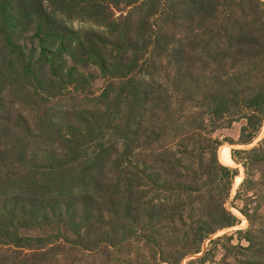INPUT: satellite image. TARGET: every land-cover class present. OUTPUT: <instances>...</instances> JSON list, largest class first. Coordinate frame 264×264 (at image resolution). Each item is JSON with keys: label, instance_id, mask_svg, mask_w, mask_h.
<instances>
[{"label": "trees", "instance_id": "trees-1", "mask_svg": "<svg viewBox=\"0 0 264 264\" xmlns=\"http://www.w3.org/2000/svg\"><path fill=\"white\" fill-rule=\"evenodd\" d=\"M16 2L18 7L2 0L0 9L1 94L16 96L15 87L26 84L49 102L63 86H84L74 69L55 60L61 59L70 41V56L76 64H80L78 57L92 55V63L110 80L95 101L104 109L92 112L90 142L70 122L71 138L65 139L53 108L42 129L20 111L14 116L6 106L1 108L0 246L31 247L33 238L22 232L52 221L77 226L72 233L92 247H115L114 227L118 235L128 230L134 237L135 230L121 223L123 219L147 232L161 221H174L169 214L180 210L183 203L173 196L162 197L161 192L183 188L169 179L181 166V159L169 147L157 149L159 145L154 143L167 134L163 131L168 120L186 105L195 110L188 117L193 136L199 132L207 138L210 146L206 151L219 166L220 181L229 191L238 171L219 163L217 150L223 144L212 135L223 123L246 120L241 139L247 144L264 124V0L52 1L53 8L66 18L90 19L106 29L103 34L94 32L92 38H80V32L53 20L40 0ZM33 16L41 19L35 35L40 50L27 53L15 39L16 28L22 18L34 22L37 18ZM163 62L175 69V83H181L176 96L166 91L158 77ZM67 115L76 118V113ZM39 139L43 142L37 143ZM178 147L182 154L196 158L195 149ZM141 148L154 151L157 164L148 166L143 161L144 169L139 172ZM261 149L249 153L252 164L259 163ZM185 169L198 176L193 168ZM204 173L209 176V171ZM145 174L157 195L150 197L153 191L143 185ZM219 209L223 210L222 204ZM209 219L213 225L217 218L210 215L195 221L199 242L215 231ZM180 221L184 222L183 215ZM82 224L92 229L93 241L83 239ZM231 225L229 219L217 226ZM246 240L253 245L251 239ZM37 242L41 245L44 238ZM71 243L76 245V241ZM32 259L33 263L22 260L15 264L41 262L37 256Z\"/></svg>", "mask_w": 264, "mask_h": 264}, {"label": "rangeland", "instance_id": "rangeland-1", "mask_svg": "<svg viewBox=\"0 0 264 264\" xmlns=\"http://www.w3.org/2000/svg\"><path fill=\"white\" fill-rule=\"evenodd\" d=\"M25 1L31 2L32 0ZM41 1L45 11L50 14L53 20L80 32L78 35L80 38L87 36L92 38L94 32L101 34L106 32L105 28L93 25L90 19L82 22L66 18L65 15L53 8V0ZM10 3L12 6L18 7L16 0H10ZM1 8L2 0H0ZM25 13L27 12L25 11ZM117 17L120 16L117 15ZM33 18L37 17L33 16ZM40 23V18L34 19V22L22 18L21 26L16 28L18 34L15 39L25 49H28L25 50L27 53L33 50L38 53L40 50V40L35 37ZM66 43L68 50L63 52L61 59L56 57L55 60L58 63H63L62 66L67 65V68L74 69L75 75L85 85L78 88L77 84L70 85V87L63 86L59 94L55 92V96L49 102L44 101L43 94L38 95L36 92H32L28 85H18L14 89L16 96L12 92L4 95L1 94L2 92L0 93V111L4 106L14 116H16V111H20L31 123L38 124L36 128L42 129L46 128L47 116L49 113L52 114L49 108H53V115L59 117L56 121L61 126V133L65 139L71 138L67 128L70 122L90 142L92 140V134H90L92 132V112L104 109L99 108L100 106L95 101L108 88L110 78L105 79L100 68L92 63V55L78 57L80 64H76L74 58L70 56L73 52L70 50L72 42ZM106 48L111 50L110 46ZM79 51L80 48L75 50L74 54ZM108 53L106 51V54ZM86 59L90 63L86 62ZM175 75V69L163 62L161 74L158 77L172 97L180 92L181 83H175ZM169 77L170 81H167ZM191 111L195 110H191L189 105H186L183 111L173 114V119L168 120V126L163 131L167 134L154 143L155 146L159 145L157 149L162 146L169 147L172 149V153L174 152L173 155L181 159V166L169 179L174 181V184L179 183L183 188H177L178 190L174 193L161 192L162 197L173 196L174 201L181 200L183 203L180 210H172V213L169 214V216L174 215V221H161L151 226L147 232L123 219L121 223L128 225L130 227H127L128 229L135 230L134 237L128 230L122 234L119 232L118 235L119 230L114 227L115 247H92V243L87 244L86 241L81 243L78 236L72 233L77 226L73 228L74 225H70L68 222L43 223L39 228L22 232L23 236L33 238L30 242L31 247L0 246V264H15L22 260L33 263L34 256H37L41 261L40 264H264V124L255 135L254 140L247 144L242 143L241 139L242 128L246 125V120L237 119L235 122L230 120L223 123V126L212 135L213 139L223 144L217 150L219 163L238 171L232 187L227 192V189L223 187L225 186L224 182L220 181L219 166L213 161L212 154L206 151L210 146V143L206 141L207 138L199 132L193 136L195 133L188 119L193 113ZM67 112L76 113L75 120L66 116ZM176 119L178 122L175 121ZM203 134L206 132L203 131ZM199 135L203 137L201 138ZM231 140L234 141L233 144L230 142ZM41 142L43 139H39L37 143ZM179 145H187L189 150L195 149L196 158L193 159L182 154L180 148H176ZM262 147L259 163L252 164L248 160L249 153L254 149L260 150ZM151 149L153 148L151 147ZM139 151L144 153L138 159L141 162L139 172L144 169L145 161L148 166L157 164L152 156L154 151L149 148H141ZM227 152L231 160L229 158V161L224 162L222 156ZM202 153L205 154L201 156ZM186 167L198 171V176L188 172ZM211 167L212 169H210ZM215 168L217 170L214 171ZM205 170L209 171V176L205 175ZM20 175H23V172H20ZM146 178V174L142 176V183L144 186L147 185L145 187L148 191H153L150 197L154 196L157 192L151 190L154 186L147 182ZM210 185L214 187H210ZM204 200H206L205 203H203ZM219 204H222L223 210L219 209ZM181 215L184 217V222L180 221ZM210 215L217 218L213 225V220H208V223L211 222L210 228L215 231L213 233L209 231L211 234L199 242L200 237L196 236L199 225L195 221ZM229 219L232 220L233 226L223 228L217 226L219 222H229ZM80 228L83 229L81 231L83 239H87L89 242L93 241L92 229L85 224L80 225ZM204 228L209 229L205 225ZM107 231H111V229ZM40 237L44 238L41 245L37 242ZM246 238L251 239L253 245ZM74 241H76V245L71 243ZM262 246L263 250L260 251L259 248ZM31 248L33 250H30ZM195 250H200V253H192Z\"/></svg>", "mask_w": 264, "mask_h": 264}, {"label": "bare ground", "instance_id": "bare-ground-1", "mask_svg": "<svg viewBox=\"0 0 264 264\" xmlns=\"http://www.w3.org/2000/svg\"><path fill=\"white\" fill-rule=\"evenodd\" d=\"M222 157H223L222 159H223L224 162H226L227 160L229 161L228 152H227V154H223Z\"/></svg>", "mask_w": 264, "mask_h": 264}, {"label": "crops", "instance_id": "crops-1", "mask_svg": "<svg viewBox=\"0 0 264 264\" xmlns=\"http://www.w3.org/2000/svg\"><path fill=\"white\" fill-rule=\"evenodd\" d=\"M230 160H231V157L229 156Z\"/></svg>", "mask_w": 264, "mask_h": 264}]
</instances>
